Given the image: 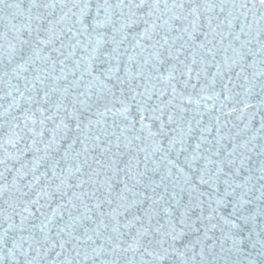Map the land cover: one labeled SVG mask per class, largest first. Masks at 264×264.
Masks as SVG:
<instances>
[{"label": "snow or ice", "instance_id": "snow-or-ice-1", "mask_svg": "<svg viewBox=\"0 0 264 264\" xmlns=\"http://www.w3.org/2000/svg\"><path fill=\"white\" fill-rule=\"evenodd\" d=\"M249 4L264 9L232 0ZM227 6L0 0V101L21 98L0 103V264H264V60L247 63L264 41L253 53L241 40L250 26L209 14ZM109 113L122 125L115 142L83 135ZM169 127V155L155 160Z\"/></svg>", "mask_w": 264, "mask_h": 264}, {"label": "water", "instance_id": "water-1", "mask_svg": "<svg viewBox=\"0 0 264 264\" xmlns=\"http://www.w3.org/2000/svg\"><path fill=\"white\" fill-rule=\"evenodd\" d=\"M25 5H27L28 0H24ZM216 3H219V0H216ZM228 6L224 8L223 13H221L220 9L217 8L214 12H210L209 14L212 15L213 17H219L220 19H224L225 17L228 16V13L231 12L233 14V17L237 18V24L236 27L234 29L235 32H239V28H240V24H244L247 26H250L249 28L246 29V31H250L251 35H244L241 34V40L242 41H251L250 44H248V47L251 48L253 53H256L258 51L259 48V44L264 41V36H261L259 40L253 39V37L256 35V28L257 27H262L264 26V22H261V24H257L256 22L259 20V17L264 14V9H259V6H257L256 8H253L251 4H249L247 7L245 8H240V7H232V0H227ZM60 10L57 9V12H59ZM161 11H163L161 9ZM138 14H142V13H138ZM104 12L101 11L100 16L103 19L104 17ZM9 19L11 20L12 24L15 25H19L23 22L22 18H16L13 19L11 16V13H9ZM12 31H15V29H12ZM225 34L227 35V30H225ZM9 39L11 40V34H9ZM231 36L228 37V39H223V37H218V40H223V45H217V46H222V47H226L228 45V43L231 41ZM14 43V41H13ZM216 43V42H214ZM59 45V42H57V46ZM236 47H239V43L237 42L235 44ZM50 51V49H44L43 52L41 53V55H47L48 52ZM128 53H124V55H127ZM188 54V53H186ZM78 55H84V53L82 52H78ZM229 55H231V52L229 51ZM253 60H255V62L257 63L258 67H259V61L260 60H264V55H256L254 57H251L248 59L247 63H253ZM219 61V56L217 57V61L214 62V65L212 67L209 68V73L210 74H214L217 71V64ZM70 66V64H69ZM29 72H31V69H29ZM234 75V73H233ZM69 79H74L73 77L69 76ZM225 79H228V76H225ZM14 83H16L14 81ZM193 83H195V81H193ZM85 85L81 86L80 91L83 90V87ZM22 87V84H21ZM94 87L99 88L101 87V85L99 83H95ZM78 94V91L74 90L72 95L75 96ZM118 94V93H117ZM21 98L19 97L18 93H13V97H10L7 101H0V103H3L5 105V107H7L8 105L12 104L15 100H20ZM155 99V97H154ZM167 99V97H165V100ZM221 99H223V97H221ZM216 105L215 108H213V105ZM201 105L204 106L206 105L208 108H212L213 112L212 115L218 114V108L219 105L216 104L215 101L212 100H201ZM119 109V105H117L115 108L112 109L113 112L118 111ZM191 111V109H190ZM201 111H204V108H201ZM16 115H19V112L15 113ZM64 113H61V116H63ZM83 119V118H82ZM87 119H92V120H96L98 119L97 117L93 116L92 114H88L87 115ZM87 119H83V122L86 123ZM99 119H101L103 121V123L101 124H95L93 127H91L90 129H82V133L83 135H88L90 137H94L95 135H100L103 134L104 136H108L109 140L115 142L116 136H120V129L122 127V125L120 124L119 120L115 117H113L111 115V113H109L106 117H100ZM199 119V117H198ZM205 122L207 123L208 117L205 116L204 117ZM60 120L57 119L56 121L53 122L52 125H50V127L54 126L55 124H59ZM70 126L75 129V124L70 122ZM241 127H243V125H241ZM259 128V124L258 122L255 123L253 125V131H256ZM166 131L169 133L168 137H161L160 138V142H159V149L160 151L153 157V159L155 160H161L163 159L164 155H169L168 149H169V139L170 137L173 135L172 129L169 127L166 129ZM115 133V135H110L111 133ZM215 131L213 132L212 135L208 136V139H212L213 136L215 135ZM259 135H264V133H257ZM76 135H81V133H76L75 131L72 134L71 138H74ZM248 135H251V133H249ZM83 138V136H82ZM51 139L50 136H46V140L44 142H46L47 140ZM123 141V137L121 136V142ZM196 142V137L193 136L190 140L189 143H195ZM23 143V142H22ZM108 146L107 142H105L104 144L101 145V147H105ZM64 148L67 147V143H65L63 145ZM179 147V146H177ZM75 151L79 150V142H77V145L74 147ZM7 151L11 154H16V149L11 148L10 146L7 147ZM33 157L31 155V153L27 154L25 156V160H31ZM171 158L175 159L174 154L171 155ZM142 163L140 165L141 168H143V156L140 157ZM184 159V154L181 155L180 160L182 161ZM182 166V164H181ZM8 167L13 169L12 173H9L8 175V179L11 180L15 170H16V166H14L12 161L8 162ZM45 171L44 168L40 169V173H43ZM173 172L175 173V169H173ZM37 173V174H40ZM49 178H51V174H49ZM32 179L31 176L27 177L25 183L29 182ZM155 179L159 180V176H156ZM55 207V204H52L48 211L50 212L51 209ZM262 207H264V205H262ZM37 215H39V213H37ZM16 223H19V218H15ZM257 224H264V218H260L256 221ZM6 227V225H5ZM56 235L55 230L52 231L51 236L54 238ZM11 245L9 244V247ZM25 247L27 248V245H25ZM57 251H59V248H57ZM55 255L53 254L52 257H50V259H54Z\"/></svg>", "mask_w": 264, "mask_h": 264}]
</instances>
